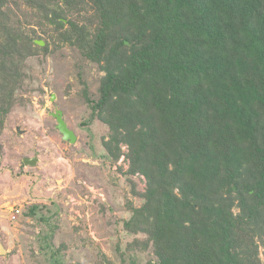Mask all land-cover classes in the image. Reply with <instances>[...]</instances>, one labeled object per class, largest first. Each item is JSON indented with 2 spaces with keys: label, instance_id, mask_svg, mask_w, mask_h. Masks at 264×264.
I'll use <instances>...</instances> for the list:
<instances>
[{
  "label": "trees",
  "instance_id": "1",
  "mask_svg": "<svg viewBox=\"0 0 264 264\" xmlns=\"http://www.w3.org/2000/svg\"><path fill=\"white\" fill-rule=\"evenodd\" d=\"M19 2L54 18L60 16L48 4L71 0H0V81L11 85L10 101L23 83L15 57L22 46L33 56L31 40L19 42L21 29L5 9ZM93 5L101 31L89 57L106 64V75L96 103L80 81L82 93L92 119H107L115 160L118 144L128 143L132 171L148 180L147 199L125 228L147 235L155 264H260L264 0ZM2 128L0 119V134Z\"/></svg>",
  "mask_w": 264,
  "mask_h": 264
},
{
  "label": "rangeland",
  "instance_id": "2",
  "mask_svg": "<svg viewBox=\"0 0 264 264\" xmlns=\"http://www.w3.org/2000/svg\"><path fill=\"white\" fill-rule=\"evenodd\" d=\"M93 7V0L49 3V10L60 16L54 18L52 11L47 17V11L20 2L5 7L21 29L19 42L31 40L33 56L22 46L15 57L23 64L16 100L10 101L11 85L0 81L1 104L8 109L7 116L0 115V245L6 251L0 264L158 262L152 245L145 243L147 235L125 228L132 210L147 199V177L132 171L128 143L118 144L121 152L115 160L116 142L107 119H92L82 93L80 81L96 103L106 75V64L89 57L101 31ZM56 108L77 136L74 145L63 141L50 115ZM25 158L39 162L29 167ZM16 207L23 213L12 221ZM257 242L264 264V244Z\"/></svg>",
  "mask_w": 264,
  "mask_h": 264
},
{
  "label": "water",
  "instance_id": "3",
  "mask_svg": "<svg viewBox=\"0 0 264 264\" xmlns=\"http://www.w3.org/2000/svg\"><path fill=\"white\" fill-rule=\"evenodd\" d=\"M63 111L56 108L54 112H52L50 115L57 121V129L62 135V139L64 142H67L71 145H74L77 141V136L73 130H71L66 123L64 119ZM17 131L22 134L25 133L24 131H21L20 128L17 129ZM38 162L37 158H25L24 164L27 166H35ZM6 251L3 248V246L0 245V254H5Z\"/></svg>",
  "mask_w": 264,
  "mask_h": 264
},
{
  "label": "built area",
  "instance_id": "4",
  "mask_svg": "<svg viewBox=\"0 0 264 264\" xmlns=\"http://www.w3.org/2000/svg\"><path fill=\"white\" fill-rule=\"evenodd\" d=\"M22 210L19 207L13 208V211L11 213L10 219L12 221H18L20 216L22 215Z\"/></svg>",
  "mask_w": 264,
  "mask_h": 264
},
{
  "label": "crops",
  "instance_id": "5",
  "mask_svg": "<svg viewBox=\"0 0 264 264\" xmlns=\"http://www.w3.org/2000/svg\"><path fill=\"white\" fill-rule=\"evenodd\" d=\"M37 159H38V158H37ZM38 162H39V159H38ZM38 162H37V164H38ZM23 163H24V160H23ZM26 166H27V165H26ZM35 166H36V165H35ZM35 166H34V167H35ZM29 167H33V166H29Z\"/></svg>",
  "mask_w": 264,
  "mask_h": 264
}]
</instances>
